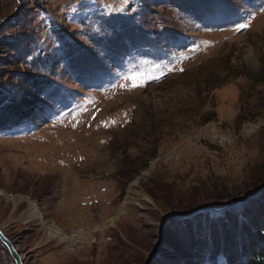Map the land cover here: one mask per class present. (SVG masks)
I'll return each instance as SVG.
<instances>
[{
    "label": "rangeland",
    "instance_id": "rangeland-1",
    "mask_svg": "<svg viewBox=\"0 0 264 264\" xmlns=\"http://www.w3.org/2000/svg\"><path fill=\"white\" fill-rule=\"evenodd\" d=\"M25 71L48 86L0 122L23 264H220L208 239L264 205V0H0V100Z\"/></svg>",
    "mask_w": 264,
    "mask_h": 264
},
{
    "label": "trees",
    "instance_id": "trees-1",
    "mask_svg": "<svg viewBox=\"0 0 264 264\" xmlns=\"http://www.w3.org/2000/svg\"><path fill=\"white\" fill-rule=\"evenodd\" d=\"M39 60L44 59L38 58L37 62ZM47 82V78L38 75L36 72L25 71L21 73L12 87L11 93L5 96V99L0 100V113H3L0 116V122L7 118H27L38 106L40 101L38 96L42 86L44 88L48 86ZM23 88L24 90H22ZM17 92L19 93L17 94ZM249 218V225L246 223L243 228L239 226V229L232 228L231 232H224L223 236L210 237L208 243L211 246L207 254L213 258V254L217 251L220 252L223 256L219 261L220 264L223 261L227 264H264V205L258 213L252 214ZM202 241L204 240L199 239L198 245ZM188 245L193 249L197 246V242L192 240ZM203 249V247L200 248L201 252H204ZM200 258L203 259L202 255Z\"/></svg>",
    "mask_w": 264,
    "mask_h": 264
},
{
    "label": "water",
    "instance_id": "water-1",
    "mask_svg": "<svg viewBox=\"0 0 264 264\" xmlns=\"http://www.w3.org/2000/svg\"><path fill=\"white\" fill-rule=\"evenodd\" d=\"M262 188H264V182L262 184H260L256 191L254 193L259 192ZM253 194V193H252ZM247 198V196H246ZM241 201L236 200V202H230L228 203V205H234L235 203ZM226 205L222 206V207H217V208H212V207H199L197 209L191 210V212H195V211H199V210H203V209H209V210H221L223 208H225ZM185 214V213H183ZM183 214H177L172 216V218H176V217H181ZM0 242L5 246L7 253L9 254V256L11 257V260L13 261V264H23L21 256L19 255L17 249L15 248L13 242L11 241V239L3 232L2 228L0 227ZM157 251V246L155 248V251L150 255L149 259L147 260L146 264H149L150 260L153 258V256L155 255Z\"/></svg>",
    "mask_w": 264,
    "mask_h": 264
},
{
    "label": "bare ground",
    "instance_id": "bare-ground-1",
    "mask_svg": "<svg viewBox=\"0 0 264 264\" xmlns=\"http://www.w3.org/2000/svg\"><path fill=\"white\" fill-rule=\"evenodd\" d=\"M36 207V206H35ZM225 209H226V207H225ZM42 222H44V221H42ZM163 231H164V229H163ZM163 231H162V233H163ZM159 248V247H158ZM158 248H157V251H156V253H155V255L157 254V252H158ZM152 261H150V263H151ZM149 263V264H150ZM222 264H227V263H225V262H222Z\"/></svg>",
    "mask_w": 264,
    "mask_h": 264
},
{
    "label": "snow or ice",
    "instance_id": "snow-or-ice-1",
    "mask_svg": "<svg viewBox=\"0 0 264 264\" xmlns=\"http://www.w3.org/2000/svg\"><path fill=\"white\" fill-rule=\"evenodd\" d=\"M133 86H135V85H133Z\"/></svg>",
    "mask_w": 264,
    "mask_h": 264
}]
</instances>
